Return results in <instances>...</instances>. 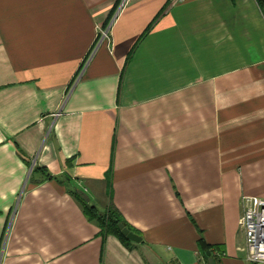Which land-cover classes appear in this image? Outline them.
I'll list each match as a JSON object with an SVG mask.
<instances>
[{
	"label": "crops",
	"instance_id": "0c3cea01",
	"mask_svg": "<svg viewBox=\"0 0 264 264\" xmlns=\"http://www.w3.org/2000/svg\"><path fill=\"white\" fill-rule=\"evenodd\" d=\"M243 197L264 200L259 0H0V264H209L201 242L251 264Z\"/></svg>",
	"mask_w": 264,
	"mask_h": 264
},
{
	"label": "built area",
	"instance_id": "2783aa9c",
	"mask_svg": "<svg viewBox=\"0 0 264 264\" xmlns=\"http://www.w3.org/2000/svg\"><path fill=\"white\" fill-rule=\"evenodd\" d=\"M259 2L264 10V0ZM242 207L240 226L245 234L246 260L251 264H264V200L243 197Z\"/></svg>",
	"mask_w": 264,
	"mask_h": 264
},
{
	"label": "trees",
	"instance_id": "16d2710c",
	"mask_svg": "<svg viewBox=\"0 0 264 264\" xmlns=\"http://www.w3.org/2000/svg\"><path fill=\"white\" fill-rule=\"evenodd\" d=\"M75 197L84 204L85 215L87 216L89 221L94 222L99 227L100 235H102L103 237H106L107 235H113L117 237L125 246H130L132 242L121 235L118 229V225L122 224L130 231L134 233L136 232L125 222L122 215L118 212V210L112 203L108 205L107 209L103 213H99L94 207L86 205L80 196L75 194ZM200 248L202 250L204 258L208 259L207 253H211L212 248L206 246L203 242L200 243ZM215 263L218 264L216 260Z\"/></svg>",
	"mask_w": 264,
	"mask_h": 264
},
{
	"label": "water",
	"instance_id": "95a60500",
	"mask_svg": "<svg viewBox=\"0 0 264 264\" xmlns=\"http://www.w3.org/2000/svg\"><path fill=\"white\" fill-rule=\"evenodd\" d=\"M79 195L85 200L86 203H89V198L86 196V194H84L83 192H78ZM118 229L121 233V235L123 237H125L126 239H128L131 242L134 243H140L141 242V237L138 236L136 233L130 231L128 228L124 227L122 224L118 225ZM207 255L209 256V260L208 263L209 264H216L214 259L210 256V253H207Z\"/></svg>",
	"mask_w": 264,
	"mask_h": 264
}]
</instances>
